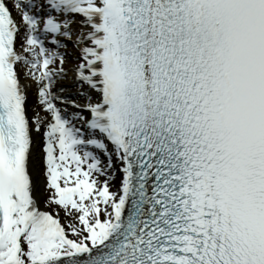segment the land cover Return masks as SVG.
Returning <instances> with one entry per match:
<instances>
[{
	"label": "snow or ice",
	"instance_id": "6c2138e0",
	"mask_svg": "<svg viewBox=\"0 0 264 264\" xmlns=\"http://www.w3.org/2000/svg\"><path fill=\"white\" fill-rule=\"evenodd\" d=\"M0 264H264V0H0Z\"/></svg>",
	"mask_w": 264,
	"mask_h": 264
},
{
	"label": "bare ground",
	"instance_id": "6f19581e",
	"mask_svg": "<svg viewBox=\"0 0 264 264\" xmlns=\"http://www.w3.org/2000/svg\"><path fill=\"white\" fill-rule=\"evenodd\" d=\"M65 83H68V82H65ZM29 107L31 108V96H30ZM34 155L36 157H38V155H39L38 151L34 152ZM41 168L42 167L39 165V162H38V159H37L36 168L33 169V173H34V178L36 180V183L39 184L40 189H41V192H42V190H43L42 175L39 174L40 172H42V169Z\"/></svg>",
	"mask_w": 264,
	"mask_h": 264
},
{
	"label": "rangeland",
	"instance_id": "374dc122",
	"mask_svg": "<svg viewBox=\"0 0 264 264\" xmlns=\"http://www.w3.org/2000/svg\"><path fill=\"white\" fill-rule=\"evenodd\" d=\"M35 102V94L33 93L31 95V105ZM42 169V168H41ZM42 182L44 184V177L42 176ZM43 191V190H42ZM60 216H61V222L64 223L65 222V218H64V215H63V212L60 213Z\"/></svg>",
	"mask_w": 264,
	"mask_h": 264
}]
</instances>
